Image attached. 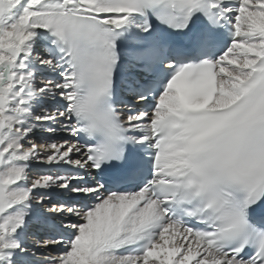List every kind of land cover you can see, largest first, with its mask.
Masks as SVG:
<instances>
[{"label": "snow or ice", "instance_id": "1", "mask_svg": "<svg viewBox=\"0 0 264 264\" xmlns=\"http://www.w3.org/2000/svg\"><path fill=\"white\" fill-rule=\"evenodd\" d=\"M0 264H264V0H0Z\"/></svg>", "mask_w": 264, "mask_h": 264}, {"label": "bare ground", "instance_id": "2", "mask_svg": "<svg viewBox=\"0 0 264 264\" xmlns=\"http://www.w3.org/2000/svg\"><path fill=\"white\" fill-rule=\"evenodd\" d=\"M53 195H55V194H53Z\"/></svg>", "mask_w": 264, "mask_h": 264}]
</instances>
